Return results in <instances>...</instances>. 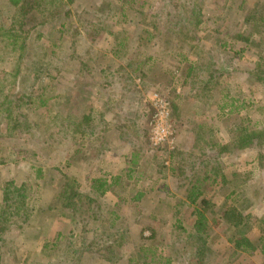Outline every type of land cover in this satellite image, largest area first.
I'll use <instances>...</instances> for the list:
<instances>
[{
    "label": "rangeland",
    "instance_id": "rangeland-1",
    "mask_svg": "<svg viewBox=\"0 0 264 264\" xmlns=\"http://www.w3.org/2000/svg\"><path fill=\"white\" fill-rule=\"evenodd\" d=\"M102 1L109 7L100 13L95 8ZM255 4L203 0L200 27L179 34L175 0H0V187L21 188L29 210L15 223L23 228L11 226L4 238L5 264H108L71 250L79 249L82 225L55 199L62 174L74 178L83 193L96 178L120 177L99 201L108 219L90 227L125 234L116 264H127L142 250L147 257L189 264L181 240L191 232L193 218L191 210L177 206L180 178L168 169L181 157L203 156L209 137L201 139L200 130L225 144L240 122L264 129V85L247 82L264 53L255 42L246 46L233 39L264 18ZM253 14L255 21L245 22ZM92 22L106 27L101 36L85 33L94 28ZM119 39L125 45L115 54ZM39 61L55 81L43 102L28 89L32 63ZM192 62L198 63L197 73L188 77ZM18 67L22 77L16 75ZM230 98L240 106L234 113ZM130 116L137 131L119 139ZM80 119L89 120L78 130ZM93 127L99 128L90 139ZM133 142L143 155L127 176ZM206 152L211 161H221L234 189H247L246 200L242 194L237 198L241 210L253 222L264 221V135L240 153ZM207 188L218 209L224 196L235 201L228 187ZM139 192L143 195L135 201ZM230 235L212 229L202 264H264L259 253L235 254Z\"/></svg>",
    "mask_w": 264,
    "mask_h": 264
},
{
    "label": "trees",
    "instance_id": "trees-1",
    "mask_svg": "<svg viewBox=\"0 0 264 264\" xmlns=\"http://www.w3.org/2000/svg\"><path fill=\"white\" fill-rule=\"evenodd\" d=\"M72 1V0H68ZM254 10L261 6L264 11V0H254ZM177 3V22H181L179 34L182 32L185 34L186 31L194 32L200 27L202 24V8H203V0H175ZM97 6V5H96ZM109 7V4H106L105 1H102L95 9L100 13ZM175 14V13H174ZM124 14V18H125ZM263 16V15H262ZM156 18V16H155ZM259 22L256 24H252L250 31L247 34L238 32L234 35V40L239 42L242 41L246 44V46H251L252 43L260 47L262 52L264 53V18H259ZM245 22L251 23L255 21V15L252 17L248 15L245 19ZM146 22V20H144ZM153 22V21H152ZM153 29L155 27V22L151 23ZM93 26V29L87 30L85 33L101 36V34L106 30L105 26L101 27L99 25H95L93 22L90 23ZM101 27V28H100ZM177 28V26H176ZM179 30V29H178ZM154 36V35H153ZM194 39L195 37H192ZM119 44V46H118ZM125 44L123 41L119 39L117 45H115V54L117 52H121V48ZM243 50H239L235 52V55H240ZM260 62L257 67L247 75V82L253 85H264V57L260 58ZM185 61V58L181 59V62ZM32 72L33 77L31 81H29L30 86L28 85V89H33L38 92V99L43 102V97L45 94H49V87L52 84H55V81L50 77V72L46 69L45 64L41 61L33 64L32 63ZM21 67L17 68L16 75L22 77L20 74ZM198 69V63L192 62L189 63L186 75L189 77L194 75V73ZM13 71L11 72V74ZM197 73V72H196ZM195 73V74H196ZM53 80V83H52ZM31 96V95H29ZM228 95L224 94V98H222L224 106H227ZM231 106L233 107V113L235 112L234 108L237 107L233 101L235 99H229ZM46 103V102H45ZM43 103V105L45 104ZM230 108V107H229ZM231 109V108H230ZM231 114V112H229ZM136 118L138 122L139 116H133ZM89 119L83 120L80 119L78 130L82 128V124L88 122ZM135 120L130 116L127 119V127L124 125L119 129V139L130 136L132 133L137 131V126L134 125ZM242 124V125H240ZM132 128L129 129V127ZM235 129L229 131V140L227 143L222 144L217 141H213V138L210 137L211 132L208 130V133L204 130H200L198 136L202 139L203 136L208 135L209 138L205 137L203 141L201 149L206 148L202 157H198L195 161L185 160V156L181 157L177 162V165L168 169L171 174H177L180 179L177 180V189H180L182 193L181 201L177 204V206H183L191 210L190 217L193 218L191 232L187 235V238L181 240L184 244L182 248L186 252H189V264H202L206 253H207V245L208 241L211 238L212 229H226L227 232H230V238H228V243L232 245L233 250L236 253L244 256H252L256 253H259L262 260L264 261V225L263 220H257V222H253L250 215L245 214L241 210V205L239 202L240 196L243 195L246 200V196L248 194L247 189L241 190L240 188H233L230 184V181L223 173V166L219 165L220 162L211 161L212 156H207L206 151H216L220 155L222 153H226L227 155H231L232 153H240L245 150L249 145H252L254 141L258 140L260 135H264V129H255V126L250 128L244 126V123L240 122L235 125ZM203 128V126H199ZM77 128V124H76ZM99 127H93L89 130V138L96 137V130ZM199 128V129H200ZM2 131H0V135ZM88 134L82 132V138ZM212 136V135H211ZM200 140V139H199ZM99 139L96 143L91 144V148H97ZM104 144V140H102ZM132 151L131 155L128 156L129 159V167L127 171V176L132 173L133 169L139 166V160L143 155V149L140 145H137L134 142L132 143ZM96 146V147H94ZM104 145H101L100 148H103ZM99 152V150H97ZM94 155L95 153H90ZM182 155V153H181ZM42 171L38 170V175L41 177ZM60 185L58 192L55 196V199L61 202V205L65 210L71 213L72 217L82 225V235L80 239L79 249L75 250L72 247L71 250L73 252H88L90 257L98 258L102 260L104 263L108 264H116L118 262V258H116V251L123 247L125 241V234L122 231H109L107 227H103V231L99 232L98 228L90 227L95 226V224L100 221L102 224L105 222L104 214L102 212V208L99 204L100 199L108 193L111 188L119 185L120 177H113L111 179L104 178H96L92 180L90 189L88 193H83L79 191L76 185L78 183L74 178L68 177L65 174H62L60 178ZM229 183V184H227ZM207 185L211 188L213 186L216 187H228V189H232V193L235 195V201L231 203L227 202L228 197L224 196V202L221 203L220 209L216 207V204L211 198L208 196ZM0 190L2 191V201L0 202V264H5V259L3 256L5 255V240L6 234L10 231L11 226H14L13 229L23 228L21 224L17 223V220L21 217L28 216L29 210L25 205V195L22 192L21 188H16L12 185L1 186ZM222 190V189H221ZM241 191V192H240ZM240 194V195H239ZM242 194V195H241ZM143 194L140 192L134 197L135 201H139ZM248 198V197H247ZM177 213L180 215L181 211L178 210ZM114 214L111 213V216ZM217 216V217H216ZM16 217V218H15ZM110 221V220H109ZM100 224V223H99ZM101 225V224H100ZM21 226V227H20ZM260 229V234L257 237L253 238L251 235L255 230ZM263 227V228H262ZM12 229V230H13ZM178 229H182L179 226ZM182 232H186L182 230ZM142 250V249H141ZM145 250L139 251L138 255L135 258H131L128 260L127 264H172L173 260L171 257H162L160 255H150L146 256L143 252ZM264 263V262H263Z\"/></svg>",
    "mask_w": 264,
    "mask_h": 264
}]
</instances>
